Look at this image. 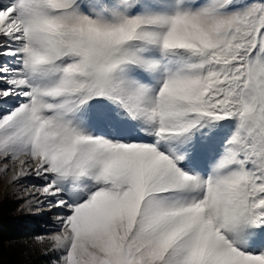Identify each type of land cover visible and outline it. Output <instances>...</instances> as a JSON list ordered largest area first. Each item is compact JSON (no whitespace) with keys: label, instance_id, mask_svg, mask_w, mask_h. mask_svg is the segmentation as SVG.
I'll return each instance as SVG.
<instances>
[{"label":"snow or ice","instance_id":"obj_1","mask_svg":"<svg viewBox=\"0 0 264 264\" xmlns=\"http://www.w3.org/2000/svg\"><path fill=\"white\" fill-rule=\"evenodd\" d=\"M0 159L50 264H264V0H0Z\"/></svg>","mask_w":264,"mask_h":264},{"label":"trees","instance_id":"obj_2","mask_svg":"<svg viewBox=\"0 0 264 264\" xmlns=\"http://www.w3.org/2000/svg\"><path fill=\"white\" fill-rule=\"evenodd\" d=\"M16 205L0 203V264H50L49 255L34 243L40 231Z\"/></svg>","mask_w":264,"mask_h":264},{"label":"rangeland","instance_id":"obj_3","mask_svg":"<svg viewBox=\"0 0 264 264\" xmlns=\"http://www.w3.org/2000/svg\"><path fill=\"white\" fill-rule=\"evenodd\" d=\"M11 105L4 106L5 108L10 107ZM22 159H24L22 157ZM7 165V170L0 171V203L4 200L8 201L10 204L16 205L18 207V210H21L26 217H29V219H33V225L40 231L39 236H44L45 239L49 237L50 235L57 234L59 232V228L54 224V216L56 211L44 213V216H41L43 218L37 217L36 214H34L33 209L38 208L36 210H39L42 206L36 207L33 205L31 208H29L26 201L29 200L30 197L35 196V198H38L36 194H39L35 188H33V185H36L37 187L41 185L43 182L39 179H37L34 175H29L28 177L30 180L28 181H14L13 177L16 176L17 172L19 171V165L18 162H12L10 160H4L0 159V169L4 168V165ZM31 167L34 168V165ZM45 208L48 209L46 206ZM27 209V211H26ZM43 249H45L46 246L50 245H42ZM55 254H49V261H51L54 258Z\"/></svg>","mask_w":264,"mask_h":264},{"label":"bare ground","instance_id":"obj_4","mask_svg":"<svg viewBox=\"0 0 264 264\" xmlns=\"http://www.w3.org/2000/svg\"><path fill=\"white\" fill-rule=\"evenodd\" d=\"M30 180V178L27 176L26 178H23L22 181H28ZM37 195V194H36ZM38 200V199H37ZM46 206H42L40 209H39V213H42V212H45L47 213L49 210L47 208H45ZM48 210V211H47ZM47 211V212H46Z\"/></svg>","mask_w":264,"mask_h":264}]
</instances>
